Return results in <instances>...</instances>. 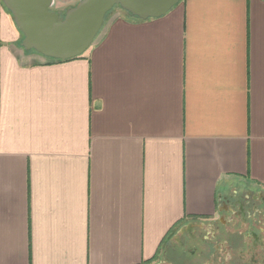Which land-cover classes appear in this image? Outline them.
Wrapping results in <instances>:
<instances>
[{
  "label": "crops",
  "instance_id": "1",
  "mask_svg": "<svg viewBox=\"0 0 264 264\" xmlns=\"http://www.w3.org/2000/svg\"><path fill=\"white\" fill-rule=\"evenodd\" d=\"M122 12L61 62L0 1V264H142L264 185V0Z\"/></svg>",
  "mask_w": 264,
  "mask_h": 264
},
{
  "label": "flooded vegetation",
  "instance_id": "2",
  "mask_svg": "<svg viewBox=\"0 0 264 264\" xmlns=\"http://www.w3.org/2000/svg\"><path fill=\"white\" fill-rule=\"evenodd\" d=\"M142 264H264V185L236 183L213 216L180 224Z\"/></svg>",
  "mask_w": 264,
  "mask_h": 264
},
{
  "label": "water",
  "instance_id": "3",
  "mask_svg": "<svg viewBox=\"0 0 264 264\" xmlns=\"http://www.w3.org/2000/svg\"><path fill=\"white\" fill-rule=\"evenodd\" d=\"M23 36L21 46L53 61L83 55L95 42L114 9L138 20L160 18L183 0H80L63 17L54 0H0Z\"/></svg>",
  "mask_w": 264,
  "mask_h": 264
},
{
  "label": "rangeland",
  "instance_id": "4",
  "mask_svg": "<svg viewBox=\"0 0 264 264\" xmlns=\"http://www.w3.org/2000/svg\"><path fill=\"white\" fill-rule=\"evenodd\" d=\"M52 10L53 11H55V12H57L56 11V9H55V6L52 8ZM120 11L122 12V10H120V9H114L107 17H106V19H105V21H104V25H106L117 13H120ZM65 12L66 11H62V12H60L59 14H60V16L61 17H63L64 16V14H65ZM124 12V11H123ZM122 12V13H123ZM125 13V12H124ZM104 28V27H103ZM178 227H176L175 229H173V231L172 232H174V231H176V229H177ZM162 252V247L160 248V250H159V253H161Z\"/></svg>",
  "mask_w": 264,
  "mask_h": 264
},
{
  "label": "trees",
  "instance_id": "5",
  "mask_svg": "<svg viewBox=\"0 0 264 264\" xmlns=\"http://www.w3.org/2000/svg\"><path fill=\"white\" fill-rule=\"evenodd\" d=\"M109 14H110V13H109ZM109 14H108V15H109ZM108 15H107V16H108ZM128 15H129V14H128ZM129 16H130V15H129ZM130 17H132V16H130ZM132 18H133V19H137V18H134V17H132ZM137 20H138V19H137ZM105 26H106V25H104L103 27L105 28ZM104 28L101 30L100 34L97 36L95 42H96L97 39L100 37V35H101L102 31L104 30ZM22 40H23V36H22ZM21 42H22V41H21ZM95 42H94V43H95ZM31 52H32V51H31ZM61 62H62V61H61Z\"/></svg>",
  "mask_w": 264,
  "mask_h": 264
}]
</instances>
